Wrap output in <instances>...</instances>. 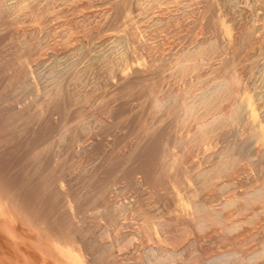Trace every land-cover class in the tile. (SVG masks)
Returning a JSON list of instances; mask_svg holds the SVG:
<instances>
[{
	"label": "bare ground",
	"instance_id": "6f19581e",
	"mask_svg": "<svg viewBox=\"0 0 264 264\" xmlns=\"http://www.w3.org/2000/svg\"><path fill=\"white\" fill-rule=\"evenodd\" d=\"M231 4L0 0V91L28 88L36 110L68 118L40 125L35 113L33 129L46 124L49 141L34 145L39 132H22L29 104L0 112V130L31 143L23 168L0 166V264H264V73L252 76L264 61V0L257 12ZM213 15L215 39L200 41L196 30ZM58 37V51L48 50L45 40ZM41 50L51 60L97 53L96 81L65 98V86H82L83 69L71 60L39 81ZM100 83L107 113L124 119L115 127L129 131L124 144L111 139L110 118L87 106ZM56 141L80 165L59 162ZM90 208L114 226L108 242L79 221ZM136 236L147 239L144 261Z\"/></svg>",
	"mask_w": 264,
	"mask_h": 264
},
{
	"label": "rangeland",
	"instance_id": "374dc122",
	"mask_svg": "<svg viewBox=\"0 0 264 264\" xmlns=\"http://www.w3.org/2000/svg\"><path fill=\"white\" fill-rule=\"evenodd\" d=\"M242 0H226V2H227V4L228 3H232L231 5H234L235 7L236 6H238V7H241V6H244V7H246L245 9H248L250 12L254 9L255 11H256V9L258 8V3H260L262 0H259V1H257V0H243L242 2H241ZM246 1H247V3H246ZM258 3H257V2ZM251 3V4H250ZM257 5V8H256V5ZM248 5V6H247ZM257 12V11H256ZM214 16L215 15H213V17H210L209 18V21L207 22V23H205V24H202V25H200V26H198V28H197V30H196V34L199 36V34H200V41L201 40H203V41H207V40H210V38L212 39H215V35H216V32H215V29H214V26L216 25L215 24V20H214ZM209 23H211L210 25H209ZM206 25H208V27H209V30H208V28H207V26ZM212 26H213V28H212ZM202 30V31H201ZM163 31V30H162ZM213 31V32H212ZM163 32H165V31H163ZM207 32V33H206ZM199 33V34H198ZM209 33V34H208ZM211 33H212V35H211ZM198 39V40H199ZM207 39V40H206ZM52 41V42H51ZM50 41V43L47 41V40H45V44L47 43V47H48V50H52V51H58V49H59V46H61V44H60V41H61V37L59 38L58 37V43H54L55 42V40H51ZM199 41V42H200ZM49 45V46H48ZM50 45H51V47H50ZM47 47H44V50H46L47 51ZM50 47V48H49ZM58 47V48H57ZM46 48V49H45ZM219 48V47H218ZM217 48V49H218ZM94 49V48H93ZM92 49V50H93ZM44 50H41V53H42V51H43V56H44ZM93 52V51H92ZM89 53V55H88V53H86V54H83L82 56H80V58H78V57H76V56H74L73 57V55H70V53H69V55L71 56V57H68L69 55L67 54H64L63 52H61L60 53V58H59V56H58V58H54L53 60H51V57H49L48 55H45L44 56V60H43V62L45 63V64H43V62H42V66H41V68L39 67L38 68V73H39V76H38V80L39 81H44V79H48V78H50V77H52V76H54L55 75V73L56 72H59L60 70H66L67 69V67H68V63H69V61H71V60H76V63H77V66H78V69H83L82 70V72H81V80L83 81L82 82V86H81V84H78L77 86H76V83H72L71 85H70V93L68 92V89L69 88H67L66 86H65V88H64V92H62L63 94H65V98H66V96L67 95H69L68 97H72L73 98V96L72 95H74L75 97L76 96H78L79 95V93H78V90H80V91H83L84 90V88H85V86L87 87V85H88V87H91V84H92V82H94V81H96V79H97V76H96V74L95 73H97V70H99L100 69V67H101V60L99 59V57H97V53H95V52H93V53ZM95 53V54H94ZM63 54V55H62ZM91 54H93V55H91ZM84 55H86V56H88L87 58H86V56L84 57ZM67 56V57H66ZM94 56H95V58H97L96 60H94ZM205 56H207V54H204V56L203 57H205ZM91 57V58H90ZM206 58H208V56L206 57ZM84 59V60H83ZM205 59V58H204ZM98 60V61H97ZM99 60H100V62H99ZM55 61V62H54ZM78 61V62H77ZM96 62V65L93 63H91V62ZM47 62V63H46ZM63 62H64V65H63ZM66 63V64H65ZM90 63V64H89ZM51 64V65H50ZM55 66H54V65ZM80 64V65H79ZM82 64H85V65H82ZM89 66H88V65ZM98 64V65H97ZM53 65V66H52ZM255 64H253V66H254ZM264 61H263V63L262 64H260V65H258L257 67L255 66V67H253V69H252V76H254V80H256V78H260V76L259 75H261V73H264ZM47 66V67H46ZM86 66V67H85ZM261 66H263L262 67V71H261ZM80 67V68H79ZM97 67V68H96ZM97 70H96V69ZM257 68V69H256ZM51 72H49L48 70ZM43 70H44V72H43ZM90 72H89V71ZM88 71V72H87ZM91 72H92V74H91ZM95 72V73H94ZM261 72V73H260ZM83 73H85V74H83ZM254 74V75H253ZM258 75V76H257ZM48 76V77H47ZM40 77L41 78H43V79H41L40 80ZM90 77V78H89ZM46 79V80H47ZM98 81H100L99 79H98ZM257 81V80H256ZM86 83V84H85ZM89 84H90V86H89ZM80 86H81V88H83V89H80ZM84 86V87H83ZM12 87V86H11ZM74 87V88H73ZM76 87H78L79 89H77V90H74L73 91V89H76ZM13 88H15V87H12L11 89H7L6 88V90H4V91H0V92H3V93H0V95L2 94V95H4L5 93V95H4V99H0V112L1 113H3V112H5V113H3V114H6V113H10L12 110H14V109H16L17 107V104L19 105V103H20V101H21V105L23 106V105H28L27 106V114H26V118L29 120H27V122H26V124L25 123H23L22 124V126L23 125H25L24 127H22L23 128V130H22V132L24 131V132H31L32 134L37 130H34L33 129V123H32V119H35L36 118V114L35 113H37L38 115H39V112H40V114L42 113L43 115H42V118H40V121H41V123H40V125L43 123V122H49V119H51V118H53L54 116V118H58L61 122H62V124H67L68 123V118H67V116H65L64 117V113H60L59 115H56V114H52L51 115V113H50V111L51 110H53V109H50L48 106H44V107H41V106H38L40 109H42V112L41 111H39V110H36L35 108V106H36V101H35V95H33V93H34V91H32V90H30V89H28V88H25V87H19V89H18V87H16L15 89H13ZM73 88V89H72ZM19 91H18V90ZM24 89V90H23ZM66 89V90H65ZM0 90H1V86H0ZM13 90V91H12ZM21 90H23V91H21ZM6 91V92H5ZM9 91V92H8ZM12 91V92H11ZM16 91H17V94H16ZM31 93H30V92ZM71 91H72V94H71ZM5 92V93H4ZM74 92H75V94H74ZM109 91L108 90H106V86L102 83H100L99 84V86L98 87H96V89L92 92V98H91V101H89V103H88V107H90V106H93V110H94V116L92 115V114H90V115H88L87 117L88 118H86V119H88V121H89V119H91V118H93V117H99L98 119H104V118H106L108 121H109V118H110V120H111V122H110V124L111 123H113L112 124V127H113V129H117V131H118V133L116 132H114V130L112 129V130H110L109 132H110V135H111V132H113V135H111L110 137H111V139H112V137L113 138H115V139H119L120 138V141L124 144V142H123V140H126L127 139V136H128V134H129V131H128V129L127 128H125L124 129V127L123 128H119V127H115V124H120L121 123V121H124V119H123V117H122V115H120L118 112H116V111H111V113H107V109H108V107L110 106V108H111V102H110V99L107 97V93H108ZM20 93H21V95H20ZM24 93V94H23ZM30 94H32V96H30ZM15 95V96H14ZM106 96V97H105ZM16 97V98H15ZM74 97V98H75ZM7 98H9V101H8V99ZM15 98V99H14ZM27 98V99H26ZM73 98V99H74ZM16 99H18V101H16ZM102 101H101V100ZM27 100V101H26ZM70 100V99H69ZM10 101H12V103L10 102ZM25 101V102H24ZM40 101V98L38 99V102ZM96 101V102H95ZM102 103H101V102ZM10 102V103H9ZM22 102H24V103H22ZM110 102V103H109ZM27 103V104H26ZM3 104V105H2ZM7 106H9V111H7L6 110V105ZM108 105V107H106ZM52 106V105H51ZM13 108V109H12ZM53 108H54V106H53ZM10 109H11V111H10ZM102 109V110H101ZM3 110V111H2ZM34 110H35V112H34ZM101 110V111H100ZM37 111V112H36ZM29 112V113H28ZM31 112H33V113H31ZM103 112V113H102ZM8 113V114H9ZM48 113V114H47ZM100 114V115H98V114ZM117 113H118V115H117ZM35 114V115H34ZM51 115V116H50ZM54 115V116H53ZM63 115V116H62ZM30 116V117H29ZM33 116V117H32ZM93 116V117H92ZM111 116V117H110ZM32 117V118H31ZM49 119H48V118ZM64 117V118H63ZM108 117V118H107ZM120 117H121V119H120ZM2 118H6V117H2ZM48 119V120H47ZM86 119H84L83 121H81L80 122V124H82ZM120 119V120H119ZM67 120V121H66ZM106 120V121H107ZM74 121V120H73ZM73 121H71L70 123H73ZM91 121V120H90ZM107 121V122H108ZM125 124V123H124ZM32 125V126H31ZM44 127L43 128H47L46 127V124H44L43 125ZM84 127H83V129L84 128H88V127H90V128H92V124L91 123H85V125H83ZM59 127H61V126H59ZM39 129L37 130L38 132H39V134H37V140H35L34 141V145L36 144H38L40 141H42V140H40V138L41 139H43L44 137H42L43 135H45V137L47 138V139H45V140H48V135H47V133H46V131H45V129L43 130V128L40 126V127H38ZM1 132H0V155H1V158H0V163H2V164H0V166L2 167V169L4 170V166H5V168L7 169V170H11V171H13L12 169L14 168V170H17V167H18V169H21V168H23L24 166H25V164H23L22 163V161H26V159H25V154L23 153V152H21V150L22 149H25V150H28L29 148H28V146L31 144V143H29V145H28V143H27V141H26V137H21V136H17L16 135V133H12L11 131H12V128L10 129V131L8 132V133H6L5 131H3V130H0ZM45 131V132H44ZM23 132V133H24ZM4 133H6V134H8V135H4L3 136V134ZM77 134H81V133H78L77 132ZM122 134V135H121ZM38 135H39V138H38ZM66 137L68 138V134L66 133ZM121 135V136H120ZM58 135H56V136H54L53 137V139L54 138H56V139H58V137H57ZM15 137V138H14ZM64 137H65V135H64ZM65 137V138H66ZM118 137V138H117ZM4 138V139H3ZM17 138V139H16ZM21 138V139H20ZM60 138V137H59ZM6 139V140H5ZM15 139V140H14ZM18 139H20V140H18ZM55 139V140H56ZM14 141V142H13ZM39 141V142H38ZM49 141V140H48ZM9 142H10V144H9ZM12 142V143H11ZM3 143H5L6 145H5V147H3L4 146V144ZM14 143V144H13ZM20 143V144H19ZM26 143V144H25ZM24 144V145H23ZM57 141H56V143L54 144L53 143V149L55 150V152L54 153H60V154H62V155H64V158L61 156L60 158L61 159H59V162L61 161V162H64V163H68V162H70V164H72L73 162V164H72V166H74V165H80L79 163L77 164V163H75L77 160H78V158L76 157V156H72L71 154H70V152H68L67 153V151L65 152V149L64 148H66V146H64L63 145V147L64 148H62V145H61V143H60V145L59 146H57ZM9 145V146H8ZM16 145H17V147H16ZM12 146V147H11ZM21 146H22V148H21ZM25 146V147H24ZM9 147V148H8ZM13 147H16V148H13ZM46 147H48V146H46ZM59 147V148H58ZM28 148V149H27ZM56 148L58 149V150H56ZM2 149V150H1ZM4 151V152H3ZM11 151H12V153H11ZM13 151H14V153H13ZM17 151H19V153L17 152ZM23 151V150H22ZM3 152V153H2ZM6 152V153H5ZM5 153V154H4ZM18 153V154H17ZM11 154H14L15 156H13V155H11ZM71 155V156H70ZM3 156V157H2ZM10 156V157H9ZM24 157V158H23ZM8 158V159H7ZM68 158H70V160H68ZM74 158H76L75 160H74ZM2 159V160H1ZM11 159V160H10ZM72 159V160H71ZM91 159H92V157H91ZM17 162H16V161ZM20 160H22V161H20ZM66 160V161H65ZM89 159H87V161H88ZM94 160V161H93ZM3 161V162H2ZM6 161V162H5ZM11 161H13V162H11ZM19 161V162H18ZM68 161V162H67ZM73 161V162H72ZM93 161V162H92ZM92 161L91 160H89L88 161V165L89 166H93L92 165V163L94 164H96V162H97V160H96V158L94 159H92ZM244 161L245 162H248V163H250L251 162V160H247V157H246V159H244ZM9 162V163H8ZM90 162H92V163H90ZM18 165H17V164ZM86 163V162H85ZM4 164V165H3ZM16 164V165H15ZM23 164V165H22ZM69 164V163H68ZM10 166V167H9ZM13 167V168H12ZM19 167H21V168H19ZM79 170H83V168H79L78 169V173L80 172ZM77 173V174H78ZM21 175H22V172H21ZM81 177H82V175H81ZM125 195V194H124ZM92 210H94V211H92ZM89 211V212H88ZM88 211H86L87 212V214H81L80 215V218H79V221L81 220V223H90V225H89V223L88 224H86V225H89L90 226V228L93 230H95V231H100L101 229H103V234L105 235V236H103L102 237V242L103 243H105V242H108L111 238H110V236H112V234H113V231H114V229H112V228H114V226L111 224L110 225V223L109 222H107L108 224L106 225L105 223H106V221H107V215L105 216V214H103L102 212H99V211H96V209L95 208H90V210H88ZM91 214V215H90ZM84 215V216H83ZM102 215V216H101ZM92 217V218H91ZM92 219V220H91ZM106 219V220H105ZM84 220H85V222H84ZM88 222H87V221ZM105 222V223H104ZM85 224H83L84 226H86ZM102 227H101V226ZM112 226V227H111ZM86 227H88V226H86ZM93 227V228H92ZM107 229L109 230V233L110 232H112V233H110V235L109 236H107ZM113 230V231H112ZM139 237V238H138ZM136 240H135V243H141V245H139L138 246V253H137V257H138V259L141 261L142 259V261H144L145 259H144V257H146V255H147V253H146V251H148V247H147V239L145 238V237H142V236H136V238H135ZM139 239V240H138ZM141 239V240H140ZM143 240V241H142ZM146 241V242H145ZM144 247H143V246ZM146 245V246H145ZM132 247V246H131ZM143 249V250H141V249ZM147 248V250H145ZM140 250V251H139ZM144 251V252H143ZM140 253L142 254V257H141V255H140ZM125 258L126 259H124V262H127V260H130V261H132V262H136L135 261V256L133 257V258H129V257H127V256H125ZM129 258V259H128ZM133 259H134V261H133ZM139 261V262H140Z\"/></svg>",
	"mask_w": 264,
	"mask_h": 264
}]
</instances>
